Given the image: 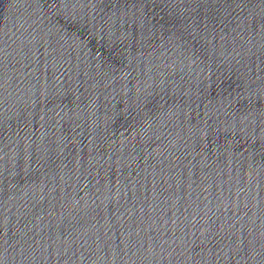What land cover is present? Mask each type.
<instances>
[{
	"label": "water",
	"instance_id": "water-1",
	"mask_svg": "<svg viewBox=\"0 0 264 264\" xmlns=\"http://www.w3.org/2000/svg\"><path fill=\"white\" fill-rule=\"evenodd\" d=\"M0 264H264V0H0Z\"/></svg>",
	"mask_w": 264,
	"mask_h": 264
}]
</instances>
